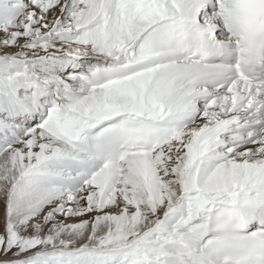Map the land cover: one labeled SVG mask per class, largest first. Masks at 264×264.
Returning a JSON list of instances; mask_svg holds the SVG:
<instances>
[{"label":"snow or ice","instance_id":"obj_1","mask_svg":"<svg viewBox=\"0 0 264 264\" xmlns=\"http://www.w3.org/2000/svg\"><path fill=\"white\" fill-rule=\"evenodd\" d=\"M0 264H264V0H0Z\"/></svg>","mask_w":264,"mask_h":264},{"label":"bare ground","instance_id":"obj_2","mask_svg":"<svg viewBox=\"0 0 264 264\" xmlns=\"http://www.w3.org/2000/svg\"><path fill=\"white\" fill-rule=\"evenodd\" d=\"M0 213H2V208H0Z\"/></svg>","mask_w":264,"mask_h":264}]
</instances>
